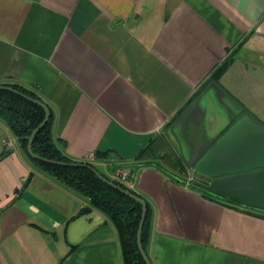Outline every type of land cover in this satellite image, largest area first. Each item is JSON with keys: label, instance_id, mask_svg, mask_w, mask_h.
Here are the masks:
<instances>
[{"label": "crops", "instance_id": "crops-1", "mask_svg": "<svg viewBox=\"0 0 264 264\" xmlns=\"http://www.w3.org/2000/svg\"><path fill=\"white\" fill-rule=\"evenodd\" d=\"M7 84L50 107L68 159L93 153L110 180L151 163L133 190L151 209L153 264H264V212L205 194L161 157L136 160L157 138L180 155L178 137L187 151L264 117V0H0ZM0 264H125L114 223L42 169L1 117Z\"/></svg>", "mask_w": 264, "mask_h": 264}, {"label": "trees", "instance_id": "trees-1", "mask_svg": "<svg viewBox=\"0 0 264 264\" xmlns=\"http://www.w3.org/2000/svg\"><path fill=\"white\" fill-rule=\"evenodd\" d=\"M230 65L231 62L227 59L216 69L212 75V79L217 83V79L225 74ZM7 85L30 97L42 100L40 96L31 89H27L21 85ZM0 117L7 122L14 135L19 138L23 146L27 149L29 137L43 121L45 111L39 106L14 93L0 91ZM52 120L53 114L51 111V117L48 123L35 137L33 142V152L39 157L45 159L75 163V161L65 157L54 143L52 137ZM156 140L158 141H154L142 149L136 157V160L143 161L149 157H161L167 164L171 165L174 170L180 173H185L187 168L181 156L175 150L171 149L167 140L162 137L157 138ZM35 162L64 185L87 198L91 207L100 210L114 223L120 235L125 264H146L137 245V233L143 212L142 204L125 195L120 190L110 187L108 184L100 180L93 173V171L88 168L60 167L49 165L40 161ZM87 164L95 167L94 164ZM149 164L151 163H140L138 165L144 166ZM129 168H131L133 173H135L137 170V164L132 165ZM115 183L121 185L123 188L131 191L132 193L141 196L133 189H129L117 181H115ZM193 186L207 195L217 197L229 203L242 205L264 212V206L242 201L225 193L219 192L211 187L205 186L203 183H193ZM150 221L151 209L148 204V212L142 233V242L145 249L148 242Z\"/></svg>", "mask_w": 264, "mask_h": 264}, {"label": "water", "instance_id": "water-1", "mask_svg": "<svg viewBox=\"0 0 264 264\" xmlns=\"http://www.w3.org/2000/svg\"><path fill=\"white\" fill-rule=\"evenodd\" d=\"M118 22L116 21L115 24ZM216 91H223L216 83L211 85ZM0 91L14 93L25 100L39 106L45 111V117L38 127L32 132L28 140L27 152L35 160L49 165L88 168L104 183L139 202L143 212L137 233V245L146 264H153L142 242V233L148 212L147 201L141 196L123 188L115 181L106 178L95 167L81 162L66 163L39 157L33 152V142L36 135L48 123L51 117L50 107L42 100L30 97L8 85H0ZM200 99L193 102L188 109L177 119L172 127L176 135V127L182 126L189 119L198 106ZM181 158L190 174L202 178L205 186L225 193L245 202L264 206V126L252 120L249 115L236 120L225 133L203 141L199 139L191 150L185 151L183 144L177 138ZM191 144V143H190ZM137 164V170L141 168ZM136 170V172H137ZM133 174V180L136 177Z\"/></svg>", "mask_w": 264, "mask_h": 264}, {"label": "built area", "instance_id": "built-area-1", "mask_svg": "<svg viewBox=\"0 0 264 264\" xmlns=\"http://www.w3.org/2000/svg\"><path fill=\"white\" fill-rule=\"evenodd\" d=\"M96 160V155L91 153L86 157V159L82 162L84 163H91L93 164ZM133 170L131 168H117L114 171V181H117L118 183L126 186L129 189H133L134 186V180H133ZM197 175H191L189 178V182H196L198 181ZM200 179V178H199Z\"/></svg>", "mask_w": 264, "mask_h": 264}, {"label": "rangeland", "instance_id": "rangeland-1", "mask_svg": "<svg viewBox=\"0 0 264 264\" xmlns=\"http://www.w3.org/2000/svg\"><path fill=\"white\" fill-rule=\"evenodd\" d=\"M240 48H241V46H239V47H237L236 48V50L228 57V61H230L231 62V64L234 62V60H235V58H236V56H237V54H238V51L240 50ZM256 118H254V120L256 121V122H258V124H260V125H263L264 126V117H262V116H260V115H257L256 114ZM189 173V172H188ZM191 175H195V174H190L189 173V175H188V180H189V178H190V176ZM198 179V181H196L195 183H202V178H200L199 179V177L197 178Z\"/></svg>", "mask_w": 264, "mask_h": 264}, {"label": "flooded vegetation", "instance_id": "flooded-vegetation-1", "mask_svg": "<svg viewBox=\"0 0 264 264\" xmlns=\"http://www.w3.org/2000/svg\"><path fill=\"white\" fill-rule=\"evenodd\" d=\"M253 204V203H252ZM257 205V204H256ZM261 206V205H260Z\"/></svg>", "mask_w": 264, "mask_h": 264}]
</instances>
